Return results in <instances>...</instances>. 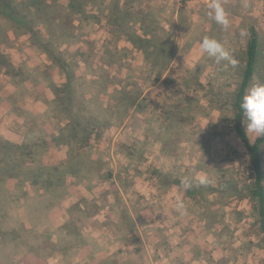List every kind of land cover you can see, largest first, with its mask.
Instances as JSON below:
<instances>
[{"label": "rangeland", "instance_id": "1", "mask_svg": "<svg viewBox=\"0 0 264 264\" xmlns=\"http://www.w3.org/2000/svg\"><path fill=\"white\" fill-rule=\"evenodd\" d=\"M211 3L212 0H85L87 14L98 19L84 20L80 26L73 15L63 17L66 25L79 28V34L65 29L66 43L56 45L75 72L72 84L81 95L76 98L79 104L86 109L94 104L99 110V101L107 108L114 91L134 73L137 79L131 80L136 81L138 98L149 106L145 112L136 113L143 121L139 132L131 133L130 128H125L127 120L121 126L110 124L101 139L92 142L88 153L75 161L77 168L73 172L66 169L70 174L59 191V207L48 213L49 226H64L69 208L79 201L83 202L84 220L81 233L68 237V245L61 250L64 255L51 250L53 256L47 261L29 254L20 263L264 264V237L259 231L257 205L249 194L254 175L248 153L232 127V103L245 66L250 23L259 33V50L249 89L255 83H264V0H220L229 21L226 29L211 17ZM112 7L118 8L113 17L117 26L103 17ZM40 28L42 39L53 40L49 24ZM131 29L140 37L148 34L151 51L159 54L145 61L144 53L125 40L133 34ZM7 37L1 52L24 72L40 70L46 80L32 95H25L20 86L16 91L19 78L0 74V125L11 129L10 135L3 129L0 136L11 142L16 139L23 130L14 122L19 120L17 123L27 127L23 113L40 116L47 135L53 87L65 80L29 35L7 28ZM204 37L223 43L235 63H217L203 53L200 41ZM24 85L33 89L29 81ZM7 93H17L14 102L21 98L23 102L12 104ZM108 114L114 115L115 110ZM1 115L6 124H2ZM247 134L252 140L257 137L248 131ZM130 138L144 143V152L138 162L127 165L129 159L114 153L111 145L129 143ZM57 155L67 161L68 148L60 145ZM261 157L264 174V146ZM96 159L103 161L102 171L109 169L111 177L86 174L84 167ZM151 166L165 173L155 176ZM80 171V179L76 180L73 173ZM174 177L190 179L196 187L204 178L196 202L187 199L177 186L166 184ZM120 209L132 217L140 215L135 233L121 219ZM45 229L42 226L40 231ZM122 235V242H118L117 237ZM50 240L57 239L53 235Z\"/></svg>", "mask_w": 264, "mask_h": 264}, {"label": "trees", "instance_id": "2", "mask_svg": "<svg viewBox=\"0 0 264 264\" xmlns=\"http://www.w3.org/2000/svg\"><path fill=\"white\" fill-rule=\"evenodd\" d=\"M124 8L128 11V7ZM117 10V7H112L108 15H103L107 23L117 26V21L113 19ZM69 15L78 18L80 26L84 20L98 19L95 15L87 14L85 0H0V74L3 72L6 75L19 78V82L15 85L16 91L20 86V91H23L25 95L27 92L32 95L33 91L46 80L40 70L24 72L22 67L14 65L10 57L1 52V46L8 38L7 28L8 30L14 28L22 34L30 36L31 42L41 48L42 53L47 56L53 66L59 69L60 75L65 80L61 85H54V99L48 104L50 131L47 135L49 139L46 135V126L39 119L40 116L33 117L25 113L21 116L27 127L25 136L20 143H13L0 136V264H18L24 256L29 254L37 259H46L53 256L50 253L51 250L58 251L61 257L64 255L61 250L68 245V237L75 238L81 233V229H83L81 222L84 220L82 218L84 214L82 211L83 202L79 201L69 208L68 219L64 226L60 228L49 226L48 213L59 207L61 201L59 191L65 186L68 174H70L66 169L70 168L73 172V169L77 168L78 164L75 167V161L83 154L88 153L92 142L99 141L103 131L110 124L121 126L120 124L127 120L129 124H126L125 128H130L131 133L139 132L143 121L136 113L145 112L149 106L140 102L145 101L144 99L139 100L138 98L136 81L131 80V78L137 79L134 73L127 77L124 86L120 87L118 91H114L115 94L110 99L107 108L99 101V110L94 108V104L88 109L79 104L76 98L78 96L80 98L81 95L77 94L76 88L72 84L75 72L72 66L68 65L63 54L56 48L57 44L66 43L65 29L76 31L79 29L69 23L67 25L64 23L63 19ZM44 24H49L52 27L48 32L53 37L51 41L42 39L40 27ZM130 32L133 34L126 37L125 40L135 49L144 53L145 61L153 55L159 54V51H151L153 45H149L148 34L143 33V37H140L132 29ZM258 50L259 33L250 23L244 53L245 66L232 103V127L249 156L250 167L254 175L249 194L257 205L259 231L264 237V174L261 157L264 136L256 137L254 140L249 138L241 109L242 99L247 94L254 75ZM162 74L163 72L155 78V82L162 77ZM104 80L108 82L109 76ZM26 81L31 83L32 90L26 88L24 85ZM114 85L116 84L114 83ZM16 94L7 93L12 104L23 102V98L14 102ZM35 95L40 97L38 93ZM153 106L157 107L158 104L153 102ZM111 109L115 110L114 115L108 114ZM52 118L55 119L54 122L52 120L50 122ZM60 145L68 148L67 161L61 160L57 155ZM143 148L144 143L133 138H130L129 143L125 141L111 145V150L114 153H120L129 159L127 165L139 161L144 152L141 150ZM103 168V161L96 159L87 163L84 170L86 174L97 173V177H111V171L109 169L102 171ZM151 169L155 176L165 173L162 169L153 166ZM80 174L81 171L73 173V176L79 180ZM185 180L190 184V187L184 186L182 181ZM157 182L159 183V180ZM166 184L177 186L184 191L186 198L193 202L199 198L197 193L199 187L203 185V183H198V187H196L194 181L185 177L168 179ZM209 186L211 190L215 189V187ZM216 191L214 190V192ZM233 194L236 196L240 193ZM119 215L128 225V230L135 233V225L141 221L140 215L136 214L132 217L125 209H120ZM42 226H46L45 231H40ZM53 235L57 239L55 242L50 240ZM123 238V235L119 236L117 241L120 242Z\"/></svg>", "mask_w": 264, "mask_h": 264}, {"label": "clouds", "instance_id": "3", "mask_svg": "<svg viewBox=\"0 0 264 264\" xmlns=\"http://www.w3.org/2000/svg\"><path fill=\"white\" fill-rule=\"evenodd\" d=\"M209 7L211 17L226 29L229 21L220 0H212ZM200 48L203 53L213 58L217 63L222 61L235 63L225 45L214 38L204 37L200 41ZM241 109L246 120V130L257 137L264 136V83L253 84L242 99ZM200 182H204L203 177L200 178ZM182 183L185 187H190L186 180ZM178 207L182 208L183 205L178 204Z\"/></svg>", "mask_w": 264, "mask_h": 264}, {"label": "crops", "instance_id": "4", "mask_svg": "<svg viewBox=\"0 0 264 264\" xmlns=\"http://www.w3.org/2000/svg\"><path fill=\"white\" fill-rule=\"evenodd\" d=\"M2 117H1V122H2V124H6L5 123V116L4 115H1ZM4 116V117H3ZM17 122H19V120H17L16 122H14V125H20L21 126V128L20 129H22L23 131H19V134H18V136H17V138L16 139H14L13 141H15V143H20L21 141H22V139L24 138V136H25V133H26V129H25V127L24 126H22V124H23V122L22 123H17ZM19 126V127H20ZM3 129L5 130V134H9L10 135V132H11V129H9L8 127H3V125H0V135L1 134H4V131H3ZM3 136V135H2ZM12 141V142H13ZM48 259H46L45 261H47ZM53 262H55V260L53 261ZM18 264H24V263H18ZM48 264H50V263H48Z\"/></svg>", "mask_w": 264, "mask_h": 264}]
</instances>
